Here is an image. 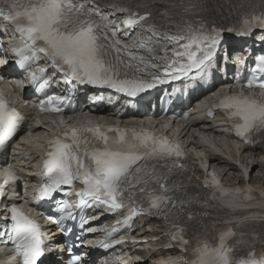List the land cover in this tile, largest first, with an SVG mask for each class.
<instances>
[{"label":"snow or ice","instance_id":"6c2138e0","mask_svg":"<svg viewBox=\"0 0 264 264\" xmlns=\"http://www.w3.org/2000/svg\"><path fill=\"white\" fill-rule=\"evenodd\" d=\"M0 2L5 5L0 7V18L14 23V31L25 40V46L14 53L19 57L18 65L22 69L26 70L37 54H43L49 66L61 73L66 82L107 88L129 97L151 89L158 81L169 77L179 79L194 74L203 78L217 47V40L211 32L225 30L213 27L210 32L203 23L182 25L181 32L195 33L196 40L192 44L181 45L183 51H176L175 59L159 65L148 42L138 46L145 48L148 55H137L132 45L119 38L121 23L130 30L131 39L136 26L148 19L150 13L134 14L105 24L102 21L106 14L96 18L93 10L87 7L94 0ZM253 20L258 27L264 28V15L246 18L241 35L252 27ZM28 53L32 54L31 59ZM41 71L38 86L43 89L47 75L43 69ZM255 71L264 73V56L257 58ZM30 79L35 83L38 78L33 75ZM245 87L264 89V77L248 80ZM65 99L67 97L48 95L41 99L40 110L60 112ZM215 107L226 114L238 138L249 142L250 136H264V104L248 98L224 96ZM23 119L15 109L0 101V149L13 140ZM62 135L63 140L53 139L49 143L43 162L45 179L39 190V199L52 200L61 213L59 217L46 216L53 224L60 227L64 219L73 218L71 206L63 201V196L68 190H74L76 182L82 185L77 193L78 207L103 204L109 209H120L124 199H132L139 193L147 198L150 205L146 213L137 209L139 214L171 222L177 208L176 191L183 188L176 179L183 170L182 152L178 145L163 136L136 129L73 127ZM57 193L61 194L59 200L55 199ZM180 203L183 204L182 201ZM9 213L8 223L0 220V243L14 246L20 264H40L45 255L40 227L14 204L9 206ZM61 230L64 229L61 227ZM169 235L170 240L178 241L181 250L187 252L189 241L184 238L183 230L180 234ZM100 247L107 248L108 245ZM232 252L224 236L219 237L216 244L198 241L192 250L194 259L191 264H248L234 259ZM73 259L82 264L81 255L77 254Z\"/></svg>","mask_w":264,"mask_h":264},{"label":"bare ground","instance_id":"6f19581e","mask_svg":"<svg viewBox=\"0 0 264 264\" xmlns=\"http://www.w3.org/2000/svg\"><path fill=\"white\" fill-rule=\"evenodd\" d=\"M210 0H172L168 1V7L170 8V11L173 13H178L179 11H185L187 9V7L189 5H195V6H199L201 4H204L205 2H209ZM259 2V0H236V2L233 3L231 9H227V12H224L223 14H221L220 16L216 17L217 18H221V19H225L229 16H231L234 13H238L241 12L249 7H252L253 5H256ZM176 16H178V14H176ZM214 18V17H212ZM217 63V62H215ZM218 66V65H217ZM243 92L240 91V94H242ZM202 108V106H199L198 111ZM197 110V107H196ZM201 117V113L198 112L194 113L193 115V119H198ZM39 139H41L39 137ZM251 160V159H250ZM255 161V160H252ZM241 167L244 169L247 167V162L246 165H241ZM259 169L258 165H253L251 166V172L257 171ZM260 172V170H259ZM264 228V226H261ZM156 228V226L154 227ZM154 228H150V230L154 229ZM252 237L248 238V242L251 243L252 242Z\"/></svg>","mask_w":264,"mask_h":264},{"label":"rangeland","instance_id":"374dc122","mask_svg":"<svg viewBox=\"0 0 264 264\" xmlns=\"http://www.w3.org/2000/svg\"><path fill=\"white\" fill-rule=\"evenodd\" d=\"M230 156H232V154H230Z\"/></svg>","mask_w":264,"mask_h":264}]
</instances>
